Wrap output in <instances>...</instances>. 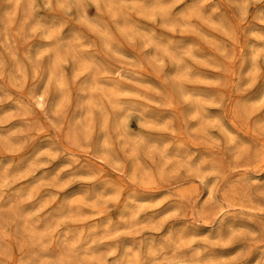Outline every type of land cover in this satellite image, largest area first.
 I'll list each match as a JSON object with an SVG mask.
<instances>
[{
    "label": "clouds",
    "instance_id": "clouds-1",
    "mask_svg": "<svg viewBox=\"0 0 264 264\" xmlns=\"http://www.w3.org/2000/svg\"><path fill=\"white\" fill-rule=\"evenodd\" d=\"M0 264H264V0H0Z\"/></svg>",
    "mask_w": 264,
    "mask_h": 264
}]
</instances>
